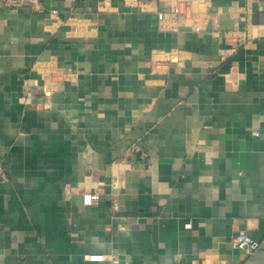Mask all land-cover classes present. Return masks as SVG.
Instances as JSON below:
<instances>
[{"label":"crops","instance_id":"obj_1","mask_svg":"<svg viewBox=\"0 0 264 264\" xmlns=\"http://www.w3.org/2000/svg\"><path fill=\"white\" fill-rule=\"evenodd\" d=\"M0 264H264V0L0 4Z\"/></svg>","mask_w":264,"mask_h":264},{"label":"built area","instance_id":"obj_2","mask_svg":"<svg viewBox=\"0 0 264 264\" xmlns=\"http://www.w3.org/2000/svg\"><path fill=\"white\" fill-rule=\"evenodd\" d=\"M34 3L35 0H0V4L10 8H20V7L32 5ZM51 13L55 15L56 11L52 10ZM158 16L160 20L163 18L162 14H159ZM226 58L227 55L225 53H222V59H226ZM129 150L130 152H133V151H137L138 148L135 145H132ZM82 201L84 205H88V206L94 205L99 201V194L96 192L84 193L82 195ZM231 245L233 248L242 250L247 256L254 254L260 247L259 241L253 239L245 232H240L237 235H235L231 239ZM88 259L90 261L103 262L106 260V257L102 254H91L88 256ZM112 262L116 263L117 259H112Z\"/></svg>","mask_w":264,"mask_h":264}]
</instances>
